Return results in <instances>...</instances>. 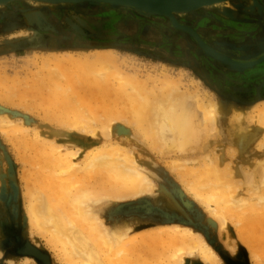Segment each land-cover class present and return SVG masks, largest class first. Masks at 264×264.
<instances>
[{"label": "rangeland", "instance_id": "rangeland-1", "mask_svg": "<svg viewBox=\"0 0 264 264\" xmlns=\"http://www.w3.org/2000/svg\"><path fill=\"white\" fill-rule=\"evenodd\" d=\"M255 3L231 13L220 10L224 4L174 13L197 31L205 47L166 16L103 1L50 5L14 0L0 5V264H71L60 239L72 229L88 240L103 264L127 254L147 264L182 259L181 264H205L188 251L179 254L181 245L170 231L179 225L201 235L223 264H264L239 238L237 217L223 212L216 218L195 193L210 182L209 176L202 177L206 156L232 181V190L248 197L252 181L264 193V124L258 119L260 111L264 114V58L250 64L259 53L255 42L264 37V0ZM242 10L247 19L236 16ZM233 20L246 21L250 33L230 26ZM97 54L115 59L92 62ZM157 80L163 82L162 91H194L203 102L212 96L219 105L214 124L202 125L201 137L184 158L165 154L146 133V104L161 88ZM237 114L252 134L242 145L227 135ZM117 126L127 127L139 141L128 143L132 153L121 156L128 154L150 170L153 182L151 188L150 182L144 186L147 195L115 201L120 188L99 183L110 185L116 176L110 161L86 166L73 176L52 172L50 140L70 150L95 151L114 142ZM67 149L58 154H68ZM94 151L73 161L82 164ZM117 156L115 151L110 158L116 161ZM254 161L262 162L253 168ZM209 185L204 192L227 210L217 187ZM41 200L61 221V233L37 218ZM93 209L98 220L91 218ZM110 227L121 230L116 244L107 233Z\"/></svg>", "mask_w": 264, "mask_h": 264}, {"label": "bare ground", "instance_id": "bare-ground-1", "mask_svg": "<svg viewBox=\"0 0 264 264\" xmlns=\"http://www.w3.org/2000/svg\"><path fill=\"white\" fill-rule=\"evenodd\" d=\"M10 1L14 0H0V5L10 3ZM19 1V0H17ZM24 1H36L42 4H50L51 3H59L60 2H77V0H24ZM255 3V0H215L211 1L207 4H201L189 8L183 9H168L165 13H162L167 18H169L168 14L174 16V13L178 12H190L194 9L204 7L206 5H222L220 10L226 11L228 9L229 13L236 12L238 8H245L250 4ZM72 4V3H71ZM257 4V3H255ZM125 7H130L132 10L137 11L142 14H153L152 9H149L144 6L138 5H121ZM242 8V9H243ZM232 10V11H231ZM224 14V13H223ZM33 15H29L28 19L33 20ZM28 20V21H29ZM182 29V28H179ZM184 31H187L183 29ZM189 33V31H187ZM96 54V53H95ZM94 54V55H95ZM66 55V54H65ZM69 55V54H68ZM67 55V56H68ZM57 57V56H56ZM59 57V56H58ZM94 57V56H93ZM55 59V57H52ZM65 58V57H64ZM70 58V57H69ZM72 58V56H71ZM70 58V61H72ZM52 59V60H54ZM57 59V58H56ZM55 59V60H56ZM68 59V58H67ZM86 60L88 58H85ZM91 59V58H90ZM108 59L114 60L115 56L113 54L103 55L97 54L92 62L95 63H103ZM84 60V61H86ZM42 61V60H41ZM60 61V60H59ZM56 60V62H59ZM83 61V62H84ZM258 63H261L260 59ZM62 62V61H61ZM66 62V61H65ZM88 62V61H86ZM1 75V74H0ZM152 80L151 78H148ZM158 84H161V88L158 93H155L151 96L150 104H146V107L149 108V113L147 114L146 120L148 122V130L147 135L161 147V151L165 152L167 155H174L177 157H186L188 150H193L194 145L197 143L202 134V125L214 124L215 119L219 115V105L216 100L212 96L207 98L205 101L201 100L202 98L198 96L196 92H187L180 91L179 88L171 87L168 89L169 91H162L163 82L161 80H157ZM201 99H200V98ZM241 118L240 115L237 114L235 119L228 125V138L233 139L235 143H239L242 145L247 142V139H251L252 134L249 132V125L247 121ZM258 119L261 123L264 124V114L262 111L259 112ZM225 129V128H224ZM65 133V132H64ZM66 134V133H65ZM108 136H110L109 132H107ZM114 139L112 144L107 145H98L97 149L90 148L86 151L81 150V147H76L74 149L65 148L62 143L57 144L50 140L52 143V151L53 155L51 156V164L53 167L52 172L60 174H66L67 176H73L80 171H83L86 166H102L106 161H110L115 169L116 176H114L110 182V185H107L103 182H99L102 185H105L112 188L116 191V189L120 188L117 191V195L115 201L124 202L127 200H136L140 197H144L148 194L149 190L146 191L144 188L145 184L150 182L148 185L149 188L152 187V173L149 169H147L141 162H139L135 158H128L129 153H132L133 149L130 148L128 143L131 144H139V141L135 138V136L130 132V130L125 126L116 127L113 130L111 135ZM110 136V137H111ZM111 141V140H110ZM48 143V142H47ZM81 143V142H80ZM83 144V143H82ZM130 144V145H131ZM135 147V146H134ZM83 148V147H82ZM67 149L68 154H58L60 150ZM91 153L92 158H89L86 154L85 158H83L82 164L81 162H75L73 159L83 155V153ZM118 152V156L114 159H111L112 152ZM121 152H128L121 156ZM207 161L203 164V173L206 177L209 176L210 182L203 184L202 188H206V185L213 188V185L217 188L216 194L220 198L221 201H226L228 203V209L222 211L220 203L216 200H211L204 192V190L196 189L195 193L200 199H202L207 205H209L214 211V216L220 217L223 212L228 215H235L236 220L241 223V227L238 228L237 234L241 240L246 243L249 247L250 252H252L256 257L260 258L264 263V258L262 256V249L260 251L261 240L263 239L259 234L261 230L260 223L264 220V193L259 194L256 187L253 186L252 181L249 182L250 186H252V194L248 195V197H243L236 192L237 190H232L231 185L232 181H228L226 175L223 171L215 167V161L206 156ZM189 160H185V164L188 163ZM262 161H254L253 168H257ZM254 170V169H253ZM214 175V176H213ZM151 177V178H150ZM214 177V178H213ZM207 177V180L209 179ZM97 183L95 184V186ZM120 186V187H119ZM208 187V188H209ZM39 215L38 219L44 220L46 226L50 225L54 230L59 227L62 228L61 221L57 220L52 215V209L45 201L41 200L40 204L37 207ZM32 210V209H31ZM34 210V209H33ZM32 210V211H33ZM94 214V215H93ZM30 215V212H29ZM90 215L92 219L98 220V216L96 215V210H91ZM251 217V222L249 223V219ZM233 218V217H232ZM37 219V220H38ZM220 220L224 221V217H221ZM255 223V228L253 224ZM263 223V222H262ZM111 226V225H110ZM114 226V225H113ZM117 226V225H116ZM56 231V230H55ZM172 236L177 243L181 245V250L179 252L180 255L189 252L190 255L196 256L205 264H223L221 258L215 252V250L204 240V238L192 231L191 229L184 226L174 227ZM58 232L59 229H58ZM264 232V231H263ZM262 232V233H263ZM61 233V232H60ZM107 233L111 237V241L115 244L121 238L120 233L121 230L115 229V227H110L107 230ZM64 239L62 242L65 244L63 251L65 256L69 258L71 264H103L98 254L93 248L89 246L88 240L76 229L69 230L63 234ZM228 246L231 250H234V245L230 244V241L227 240ZM232 245V246H231ZM263 245V243H262ZM264 247V246H263ZM171 250L170 252H172ZM132 256V255H130ZM183 259L173 263V264H181ZM111 264H147L148 261H135L131 259L127 254L123 260H115L110 262ZM162 264V263H161Z\"/></svg>", "mask_w": 264, "mask_h": 264}, {"label": "water", "instance_id": "water-1", "mask_svg": "<svg viewBox=\"0 0 264 264\" xmlns=\"http://www.w3.org/2000/svg\"><path fill=\"white\" fill-rule=\"evenodd\" d=\"M81 1V0H77ZM90 1H103L105 3H109L112 6H121V5H130V6H144L149 9H152L153 14L157 15H163L162 13H165L166 10L168 9H183V8H189L201 4H207L211 1L215 0H90ZM151 14V13H150ZM165 16V15H163ZM169 19L171 23L177 27V28H182L187 31L195 38V40L202 46L205 47L203 41L199 37V35L190 27H186L181 25L175 18V16L168 14ZM206 49V48H205ZM208 53L214 54L215 56H219V54L215 53L211 49H206ZM264 58V56L259 57L257 60L251 62L250 64L258 62V60ZM225 62H229L228 60L223 59ZM37 253V252H36Z\"/></svg>", "mask_w": 264, "mask_h": 264}, {"label": "flooded vegetation", "instance_id": "flooded-vegetation-1", "mask_svg": "<svg viewBox=\"0 0 264 264\" xmlns=\"http://www.w3.org/2000/svg\"><path fill=\"white\" fill-rule=\"evenodd\" d=\"M236 16L240 19H247V14L245 11H238ZM176 20L178 21V19L176 18ZM229 20V19H228ZM179 22V21H178ZM181 25H184L182 24L181 22H179ZM230 26L232 27H236V28H240V31L241 33L243 34H246V33H250V30H249V27H247L248 23L245 21H229ZM186 26V25H184ZM187 27V26H186ZM194 30V29H193ZM196 31V30H195ZM197 32V31H196ZM255 48L259 51L258 54H256L254 57H252V60H257L259 57H261L262 55H264V37H260L258 39L257 42H255ZM39 259H41L42 262L45 263V259L43 258V254L40 253V257ZM43 259V260H42Z\"/></svg>", "mask_w": 264, "mask_h": 264}]
</instances>
